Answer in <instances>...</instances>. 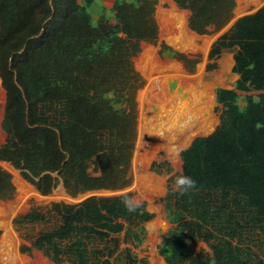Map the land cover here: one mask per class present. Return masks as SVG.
Masks as SVG:
<instances>
[{"label":"trees","instance_id":"obj_1","mask_svg":"<svg viewBox=\"0 0 264 264\" xmlns=\"http://www.w3.org/2000/svg\"><path fill=\"white\" fill-rule=\"evenodd\" d=\"M171 1L197 35L220 31L235 7V0ZM94 3L0 0V162L42 196L58 182L71 198L132 182L139 80L132 58L157 39V0H112L96 20ZM224 51L233 53L237 79L214 90L218 124L180 151V171L159 200L170 225L157 246L165 264H264V4L212 43L207 71ZM157 53L188 72L197 62L163 43ZM14 191L0 171V201ZM45 213L33 237L20 235L29 241L20 253L36 250L52 264H148L120 249L140 246L153 218L130 193L50 203ZM197 243L207 250L196 252Z\"/></svg>","mask_w":264,"mask_h":264},{"label":"rangeland","instance_id":"obj_2","mask_svg":"<svg viewBox=\"0 0 264 264\" xmlns=\"http://www.w3.org/2000/svg\"><path fill=\"white\" fill-rule=\"evenodd\" d=\"M112 0H95L94 5L90 9V13L96 20L102 15L110 13L109 7ZM247 0H235V7L232 11L231 21L220 31L210 32L208 34L197 35L190 31L187 27L186 10L179 9L171 0H157L154 10V18L158 27L157 39L154 43L142 42L140 44V51L132 58L133 69L139 77L136 85V104H137V126H136V140L133 150V155L130 164V175L132 178L131 185L121 191H93L79 195L75 198L69 197L61 182H58L52 189L51 193L42 196L35 188L25 181L18 170H15L6 162H0V171L7 172L11 177L15 191L11 199L0 201V208H6L7 205L15 203L20 198L22 207L29 200L31 202L32 219H23L21 214L9 210L3 215L12 227L13 245L18 256V262H5L4 256L0 257V264H52L40 252L33 250L30 255L19 252V247L22 243L29 244V241H24L20 235L27 233L29 237L33 235L43 226L46 218V207L50 203H66L78 204L80 201L88 196H113L123 193L131 194V201L134 203L145 202L146 209L153 214L152 220L145 224V236L140 246L133 248L129 244H121L120 249L129 247L136 254L138 259H144L148 264H165L162 257L157 253V246L167 233L170 225L165 221V214L162 204L159 202L167 192V188L171 186V178L180 171V151L184 150L188 145H184L179 149L174 157H169L162 149H154L152 144L154 140L150 137L148 131L144 128L146 117L153 109L150 103L144 100L142 93L148 84L150 77H158L160 81L164 80V75L167 73L161 70L160 66H170L173 69L179 70L180 74L187 76H195L200 74V78L205 85L209 86L210 95L213 97V106L211 108L212 118L214 119V126L218 124V115L220 113V105L215 102L214 90L216 88L230 89L233 87L237 75L232 72L233 53L231 51H224L215 60L216 67L213 70L207 71L206 65L212 63L208 60V52L212 43L223 33H225L233 24V22L241 16L251 14L258 10L264 4V0H259V4L254 6L249 4L246 6ZM177 17H181L178 19ZM178 20H181L182 27ZM179 40L176 42V40ZM165 44L172 49L184 54L190 60H196L194 68L188 72L183 64L174 59H165L158 56V49L160 44ZM177 43V44H176ZM4 91L0 85V121L3 114L4 107ZM212 130L210 132H212ZM210 132L200 136H206ZM197 136H194L195 138ZM5 139V134L0 128V144ZM166 164L169 170L161 167V164ZM153 166L157 174L152 171L150 167ZM93 165L90 166L89 171H93ZM18 184H22L24 190H19ZM159 185L160 189L154 188ZM6 205V207H5ZM21 208V207H20ZM12 209V208H11ZM4 209L3 211H5ZM29 215V216H30ZM40 218H39V217ZM2 218V217H1ZM15 227H18L15 228ZM2 231L0 229V237ZM120 239L123 235L120 234ZM200 249L207 250L203 243H197L194 250L198 252ZM67 264V263H63Z\"/></svg>","mask_w":264,"mask_h":264},{"label":"bare ground","instance_id":"obj_3","mask_svg":"<svg viewBox=\"0 0 264 264\" xmlns=\"http://www.w3.org/2000/svg\"><path fill=\"white\" fill-rule=\"evenodd\" d=\"M249 4L256 6L259 0H247L246 6ZM178 21L182 27L181 20ZM160 68L167 76L164 75L162 81L158 77H150L142 93L144 100L150 103L153 109L146 117L144 128L154 140V149H162L169 157H174L194 136L204 135L212 130L213 97L210 95L209 86L202 82L200 74L187 76L170 66ZM173 79L174 85L170 87ZM18 186L22 192L23 185ZM154 188L159 190L160 186L155 185ZM20 202L18 198L15 203L0 208V257L4 256L5 262L9 263L18 262V256L12 241V227L10 222L3 218L4 213L11 210L21 214L25 220L33 218V215H30L31 202L28 200L23 207ZM4 209L6 210L3 211Z\"/></svg>","mask_w":264,"mask_h":264},{"label":"water","instance_id":"obj_4","mask_svg":"<svg viewBox=\"0 0 264 264\" xmlns=\"http://www.w3.org/2000/svg\"><path fill=\"white\" fill-rule=\"evenodd\" d=\"M173 82H174V79L172 80V83H171L170 87H172V86L174 85ZM212 131H213V130H212ZM210 133H211V132H210ZM210 133H209V134H210ZM197 137H201V136H197ZM192 139H193V138H192ZM192 139H191V140H192ZM191 140L189 141V143L191 142ZM189 143H188V145H189ZM54 176H55V175H54Z\"/></svg>","mask_w":264,"mask_h":264},{"label":"crops","instance_id":"obj_5","mask_svg":"<svg viewBox=\"0 0 264 264\" xmlns=\"http://www.w3.org/2000/svg\"><path fill=\"white\" fill-rule=\"evenodd\" d=\"M164 262V261H163Z\"/></svg>","mask_w":264,"mask_h":264}]
</instances>
